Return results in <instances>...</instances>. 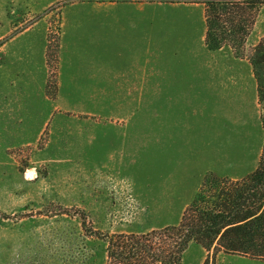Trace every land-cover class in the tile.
<instances>
[{
	"label": "rangeland",
	"instance_id": "1",
	"mask_svg": "<svg viewBox=\"0 0 264 264\" xmlns=\"http://www.w3.org/2000/svg\"><path fill=\"white\" fill-rule=\"evenodd\" d=\"M78 1L89 6L75 9ZM76 10L149 13L150 88L175 81L178 97L58 94L62 16ZM201 30L203 5L190 0H0V264H107L94 230L175 224L206 174L236 178L257 166L264 97L252 67L228 47L208 48ZM263 33L264 5L246 49ZM207 254L191 241L177 264ZM209 254L214 264H264Z\"/></svg>",
	"mask_w": 264,
	"mask_h": 264
},
{
	"label": "trees",
	"instance_id": "2",
	"mask_svg": "<svg viewBox=\"0 0 264 264\" xmlns=\"http://www.w3.org/2000/svg\"><path fill=\"white\" fill-rule=\"evenodd\" d=\"M190 1L203 5L204 43L210 49L228 47L234 56L246 58L262 99L264 33L251 48L245 44L264 0ZM93 233L106 239L107 264H177L191 241L208 251L202 264H214L212 249L213 254L264 260V145L257 166L244 176L206 174L175 224L137 233Z\"/></svg>",
	"mask_w": 264,
	"mask_h": 264
},
{
	"label": "crops",
	"instance_id": "3",
	"mask_svg": "<svg viewBox=\"0 0 264 264\" xmlns=\"http://www.w3.org/2000/svg\"><path fill=\"white\" fill-rule=\"evenodd\" d=\"M73 4L75 9L89 6L88 1ZM199 35L202 42L203 30ZM108 52H128L133 58L107 62L103 58ZM57 77L58 94L71 99L175 98L181 93V89H171V84L178 83L175 81H163L164 86L169 84L163 91L150 88V14L143 12L64 13L58 37Z\"/></svg>",
	"mask_w": 264,
	"mask_h": 264
},
{
	"label": "clouds",
	"instance_id": "4",
	"mask_svg": "<svg viewBox=\"0 0 264 264\" xmlns=\"http://www.w3.org/2000/svg\"><path fill=\"white\" fill-rule=\"evenodd\" d=\"M32 172H33L32 176H26L27 179L35 178V175H36L35 170L33 169Z\"/></svg>",
	"mask_w": 264,
	"mask_h": 264
}]
</instances>
